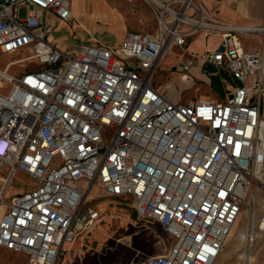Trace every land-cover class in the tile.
<instances>
[{
	"label": "built area",
	"instance_id": "obj_1",
	"mask_svg": "<svg viewBox=\"0 0 264 264\" xmlns=\"http://www.w3.org/2000/svg\"><path fill=\"white\" fill-rule=\"evenodd\" d=\"M143 1L154 33L128 31L118 49L65 52L49 35L74 20L70 0H0V53L17 56L0 68L9 87H0V247L29 264H58L64 244L98 222L86 201L101 197L129 198L171 239L142 264H214L252 188L264 192V49L246 52L240 41L264 27L219 21L200 0ZM213 34L214 48L188 49ZM174 49L180 80L196 64L208 80L214 67L237 82L231 95L182 103L177 91L157 90ZM19 172L38 185L6 202Z\"/></svg>",
	"mask_w": 264,
	"mask_h": 264
},
{
	"label": "rangeland",
	"instance_id": "obj_2",
	"mask_svg": "<svg viewBox=\"0 0 264 264\" xmlns=\"http://www.w3.org/2000/svg\"><path fill=\"white\" fill-rule=\"evenodd\" d=\"M75 2L77 10L80 11L78 1ZM83 4L86 15L82 20L77 18L73 24L58 25L51 34L54 43L61 50L73 52L84 43L87 38L85 29L90 21L92 23L94 20L97 25H103V29L111 31L105 38L111 47L119 46L122 31L149 32L155 28L150 18V10L143 0H83ZM26 11V6L20 8L19 17L24 18ZM91 13L94 14V17L91 16L92 20ZM144 15L147 16L143 17ZM197 40L189 46L190 51L202 55L206 48H214L212 37L207 40L199 37ZM245 42L249 47H257L262 43L258 38L246 39ZM16 57L0 53V68H4ZM179 57L174 49L162 60L154 81L163 87L168 95L177 91L175 98L182 103L198 99L221 100L210 87V80L201 77L198 64L189 73L192 76L190 79L180 80L181 82L176 84L166 81L165 78L172 73ZM12 72L19 73L21 69L16 66L10 70V73ZM0 87L5 88L3 92L9 88L3 84ZM224 89L227 91L225 86ZM35 185H38L37 181L19 172L7 188V197L23 193ZM86 204L94 206L100 212V218L89 232L81 233L73 243L65 246L61 264H140L147 257L164 253L171 245V239L158 223L136 216L129 198L101 197L90 199ZM262 217L264 192L254 186L215 264H264V230H258ZM245 254L251 255L252 261L245 260ZM23 257L27 264L25 256Z\"/></svg>",
	"mask_w": 264,
	"mask_h": 264
},
{
	"label": "crops",
	"instance_id": "obj_3",
	"mask_svg": "<svg viewBox=\"0 0 264 264\" xmlns=\"http://www.w3.org/2000/svg\"><path fill=\"white\" fill-rule=\"evenodd\" d=\"M75 1L76 0H70L71 11H72L73 15L75 16L74 20L76 21L77 18H79V20H82L86 15L83 0H77L78 1L77 5H79L78 9L80 11L77 10V7L75 6L76 5L75 3H77V2H75ZM200 1H201L202 5L204 6V8L214 18H216L219 21H222V22L227 23L229 25H235V26L264 27V0H200ZM72 5H74V8H72ZM93 15L94 14L91 13V15H90L91 20H92L91 16H93ZM145 16H147V15H144L143 17H145ZM151 16H152V14H151ZM150 18L153 20L152 24L155 25V28L153 31L145 32V31H139V30H127L124 33L122 31V33L120 34V43H119V46H117V47H111L106 43L105 38H106L107 34H109L111 31H109L108 29H105V28L103 29V25H97L96 20L92 21V23L90 21V23L87 25L88 28L85 29L86 30L85 32H87L86 41L82 44H92V45L101 44V45H105L111 49H118L124 40L126 32H128V31H133L136 33H141V34L154 33L156 31V23H155L153 16ZM73 21H71V22L58 21L53 25L51 32H50V35H49V40L57 48H58V46L56 43H54L53 36H51L53 30L58 25L67 26L69 23L73 24L72 23ZM199 37H203L205 40L212 37L214 40L213 47L217 46V44L220 41V35H218V34H213L207 38L204 37L203 35H199V36L195 37V39H193L191 42H189L188 48L192 43L197 42L198 41L197 39ZM253 38L260 39L262 41L261 45H259L257 47L256 46L249 47L245 41H246V39H253ZM240 41H241L242 48L246 52H255V51H261L262 49H264V35L257 34V33H243L240 35ZM209 48H212V47H209ZM62 51L68 52L66 50H62ZM177 52H178V55H180V51L177 50ZM180 59H181V56L179 57V60ZM165 79L167 82H169L171 84H173V83L176 84L177 82H181L179 75H177L174 72H172L171 74H168V76ZM155 87L157 90H159L161 92L164 91L163 87H161L159 84H157V82H155ZM0 173H1V175H5L6 171L2 168V169H0ZM7 194H8V192L6 191L5 196H4L6 202H8L10 200V198L14 196L13 195L9 198V197H7ZM6 208H7V205L0 207V217L6 211ZM99 215H100V212H99ZM87 232H89V231H87ZM69 244H71V243H65L64 244L62 251H61V254H60V259H59L58 264H61L62 252L64 251L65 246L69 245ZM166 251L164 253H166ZM164 253H162V254H164ZM20 255L25 256L27 264H29L26 255H24L22 253H16V252H13V251H10V250H7L5 248L0 247V264H26L24 261L25 260L24 257L20 256ZM156 255H160V254H156ZM10 257H11V259H9ZM143 261L140 262V264H142Z\"/></svg>",
	"mask_w": 264,
	"mask_h": 264
},
{
	"label": "trees",
	"instance_id": "obj_4",
	"mask_svg": "<svg viewBox=\"0 0 264 264\" xmlns=\"http://www.w3.org/2000/svg\"><path fill=\"white\" fill-rule=\"evenodd\" d=\"M209 80L210 87L214 90L216 95L222 98L221 100H226L231 95L232 89L237 85V82L230 74L214 67H210L209 69ZM224 86L227 88V91H225ZM225 92L227 93L224 97Z\"/></svg>",
	"mask_w": 264,
	"mask_h": 264
},
{
	"label": "bare ground",
	"instance_id": "obj_5",
	"mask_svg": "<svg viewBox=\"0 0 264 264\" xmlns=\"http://www.w3.org/2000/svg\"><path fill=\"white\" fill-rule=\"evenodd\" d=\"M75 17V16H74ZM89 196V195H88ZM89 199H92V198H89ZM233 229V228H232ZM258 230H264V217H262V219H261V221L259 222V225H258ZM231 232H232V230H231ZM231 232H230V234H231ZM230 234H229V236H230ZM228 236V237H229ZM227 237V238H228ZM254 238L251 236V240H253ZM244 257V259L245 260H248V261H252V256L251 255H246L245 254V256H243ZM215 264V263H214Z\"/></svg>",
	"mask_w": 264,
	"mask_h": 264
}]
</instances>
